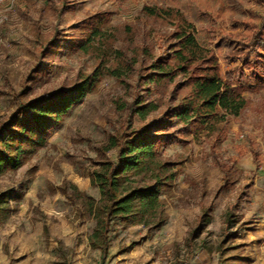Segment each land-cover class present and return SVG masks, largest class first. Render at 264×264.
<instances>
[{"label":"rangeland","instance_id":"obj_1","mask_svg":"<svg viewBox=\"0 0 264 264\" xmlns=\"http://www.w3.org/2000/svg\"><path fill=\"white\" fill-rule=\"evenodd\" d=\"M156 4L183 15L197 41L215 54L221 79L241 89L249 105L226 120L221 142L194 135L189 127L190 133L180 132L182 126L174 124L177 141L162 151L177 171L174 191L165 198V224L147 231L115 222L108 256L102 261L87 241L93 223L78 217L77 206L66 201L58 187L68 182L99 199L88 177L97 149L125 123L127 112L119 107L137 94L145 95L135 88L139 65L149 63L141 51L150 49L156 55L157 47L165 44L163 33L171 31L142 15L144 6ZM96 13L108 14L114 37L103 64L97 55L66 49L72 29ZM261 19L264 0H0V120L13 111L14 95L27 85L40 47L53 33L59 49L50 56L46 72L28 84L26 100L70 89L85 77L92 83L51 132L46 146L24 167L0 178V192H12L8 216L0 214V264H220L222 259L264 264V83H256L243 64L247 57L253 61L257 56L256 49L244 45ZM171 89L151 87L147 99L162 111ZM133 126H141L136 117ZM107 158L114 160L115 151ZM220 164L229 173L226 182ZM200 204H212L214 210L189 253L185 240ZM228 207L231 221L243 225V236L224 245Z\"/></svg>","mask_w":264,"mask_h":264},{"label":"trees","instance_id":"obj_2","mask_svg":"<svg viewBox=\"0 0 264 264\" xmlns=\"http://www.w3.org/2000/svg\"><path fill=\"white\" fill-rule=\"evenodd\" d=\"M141 13L171 31L163 33L165 44L157 47L156 55L150 49L141 51L149 63L145 65L142 61L139 65L135 88L145 95L137 94L131 103L119 107L127 112L125 123L97 149V160L88 177L90 185L98 190L99 199L80 192L68 182L58 187L65 200L77 206L78 217L93 223L87 241L91 250L99 251L102 261L108 256L109 234L115 222L125 228L140 226L147 231L159 230L165 224V198L174 191L177 171L175 163L165 158L162 151L177 141L174 124L182 126L180 132L190 133L191 129L194 135L205 134L221 142L226 120L238 117L249 105L241 89L234 88L228 79H221L215 54L197 41L193 26L178 10L156 4L144 6ZM108 19L107 13H96L78 23L67 37V51L97 55L103 64L114 38ZM251 29L253 35L244 46L253 47L258 53L253 61L247 57L243 64L250 70L251 78L261 84L264 83V19ZM55 34L40 47L38 62L27 85L13 97V111L0 120V178L24 167L46 146L51 132L70 115L92 85L85 77L70 89L26 100L31 91L28 84L46 72L51 66L50 56L59 49ZM151 87L162 91L172 88L164 110L158 111V105L148 101ZM152 114L155 116L149 119ZM134 117L141 122L140 127L133 126ZM111 151H115L114 160L107 158ZM219 168L224 182L228 181L229 173L224 165L220 164ZM11 193L0 192V214L4 216L10 212ZM213 210L212 204L199 205V215L185 240L189 253L210 224ZM231 212L232 207H228L223 221L224 245L243 236V225L231 221ZM232 228L234 232L230 231ZM228 262L229 259H222L220 264Z\"/></svg>","mask_w":264,"mask_h":264}]
</instances>
